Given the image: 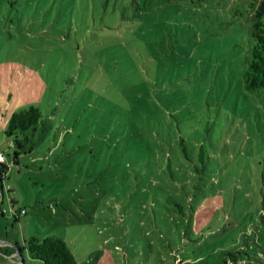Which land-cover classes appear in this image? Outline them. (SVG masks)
<instances>
[{
	"label": "rangeland",
	"instance_id": "1",
	"mask_svg": "<svg viewBox=\"0 0 264 264\" xmlns=\"http://www.w3.org/2000/svg\"><path fill=\"white\" fill-rule=\"evenodd\" d=\"M132 1L0 0V264H44L25 240L52 234L78 264H264L237 1ZM31 104L15 162L8 119Z\"/></svg>",
	"mask_w": 264,
	"mask_h": 264
},
{
	"label": "trees",
	"instance_id": "2",
	"mask_svg": "<svg viewBox=\"0 0 264 264\" xmlns=\"http://www.w3.org/2000/svg\"><path fill=\"white\" fill-rule=\"evenodd\" d=\"M236 1L232 7L233 19L230 22L241 23L247 31L243 44L246 53L243 72L244 87L247 91L257 92L264 89V0ZM130 6L134 14L128 15L129 18L147 7L146 2L141 4L139 0H133ZM42 117L41 108L34 104L11 114L5 131L8 135H15L18 144V148L14 151L15 162L19 161L21 153L25 151V141L20 138L19 132L37 129L42 122ZM12 146L16 147L14 142ZM9 167L6 160L0 161L1 178L8 172ZM25 243L33 260H39L44 264H78L75 252L62 236L52 234L43 239L33 236L26 239ZM14 252L16 250L11 248L10 253Z\"/></svg>",
	"mask_w": 264,
	"mask_h": 264
},
{
	"label": "built area",
	"instance_id": "3",
	"mask_svg": "<svg viewBox=\"0 0 264 264\" xmlns=\"http://www.w3.org/2000/svg\"><path fill=\"white\" fill-rule=\"evenodd\" d=\"M6 160V156L3 153H0V161H5Z\"/></svg>",
	"mask_w": 264,
	"mask_h": 264
},
{
	"label": "water",
	"instance_id": "4",
	"mask_svg": "<svg viewBox=\"0 0 264 264\" xmlns=\"http://www.w3.org/2000/svg\"><path fill=\"white\" fill-rule=\"evenodd\" d=\"M18 254L20 255V258H21L22 264H25V260H24V257L21 255V251H20Z\"/></svg>",
	"mask_w": 264,
	"mask_h": 264
},
{
	"label": "crops",
	"instance_id": "5",
	"mask_svg": "<svg viewBox=\"0 0 264 264\" xmlns=\"http://www.w3.org/2000/svg\"><path fill=\"white\" fill-rule=\"evenodd\" d=\"M15 253V252H14ZM14 253H12V256H14L15 254Z\"/></svg>",
	"mask_w": 264,
	"mask_h": 264
}]
</instances>
